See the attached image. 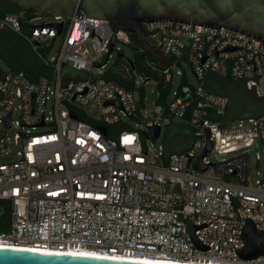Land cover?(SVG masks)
<instances>
[{"label": "built area", "instance_id": "1", "mask_svg": "<svg viewBox=\"0 0 264 264\" xmlns=\"http://www.w3.org/2000/svg\"><path fill=\"white\" fill-rule=\"evenodd\" d=\"M39 17L0 14V29L21 37L41 65L33 78L21 69L0 76V222L6 224L0 243L264 264V253L239 254L248 222L257 234L264 232V151L256 152L250 171V147L264 149V111L230 119V96L208 89L209 74L229 77L264 100V43L224 26L143 22L149 42L137 36L157 58H146L139 71L123 48L145 52L131 33L98 18L36 22ZM110 72H119L125 83ZM149 80L156 81L159 110L146 114ZM166 87L165 100L157 103ZM168 117L189 126L192 139L181 150L166 154L160 144L151 151L147 139L173 123ZM152 124L160 126L158 137L148 128ZM206 129L212 146L200 170L195 162ZM212 150L231 155L213 162Z\"/></svg>", "mask_w": 264, "mask_h": 264}, {"label": "water", "instance_id": "2", "mask_svg": "<svg viewBox=\"0 0 264 264\" xmlns=\"http://www.w3.org/2000/svg\"><path fill=\"white\" fill-rule=\"evenodd\" d=\"M18 12L38 16L89 17L106 20L112 26L148 41L143 22L170 20L218 28L224 26L264 43V0H6ZM60 33L62 23L56 24ZM149 42V41H148ZM189 40L187 43L189 45ZM153 47V46H152ZM188 49V47H187ZM124 55V51H119ZM132 63V61H131ZM188 64H190L188 62ZM72 113V112H71ZM73 114V113H72ZM74 115V114H73ZM9 112L4 117L5 123ZM103 133L106 126L100 125ZM153 137L160 133L159 124L149 125ZM206 144L197 156L195 167L204 170L202 157L211 149L209 131ZM258 143V141H257ZM245 244L239 249L242 258L264 253V232L257 234L251 222L244 228ZM201 247L207 246L200 244ZM0 264H165L120 260L102 256L73 254L40 249L0 246Z\"/></svg>", "mask_w": 264, "mask_h": 264}, {"label": "trees", "instance_id": "3", "mask_svg": "<svg viewBox=\"0 0 264 264\" xmlns=\"http://www.w3.org/2000/svg\"><path fill=\"white\" fill-rule=\"evenodd\" d=\"M7 12L18 13L17 9H15L9 2L6 0H0V14ZM23 15L25 18L31 16L28 14ZM132 37L135 45L142 46L145 49V52L134 51L133 53L137 68L139 71H142L145 59L157 58V56L149 51L136 34H132ZM0 61L6 66L7 70L14 71L21 69L32 78L35 77L37 75L36 73L41 69L39 60L30 50L27 43L17 34L8 29H0ZM2 73L3 70L0 67V76ZM108 77H111L120 83H125L119 72H110L108 73ZM208 78L209 90L227 93L230 96V102L225 113L230 119L244 117L250 114H258L260 112L259 110L264 107V100L256 97L251 90L243 85L242 82L234 81L229 77L214 76L212 74H209ZM167 92V87L161 88V93L157 97L156 102L161 103L164 101ZM187 144L188 143L184 145L165 144V153L167 154L173 150H181Z\"/></svg>", "mask_w": 264, "mask_h": 264}, {"label": "rangeland", "instance_id": "4", "mask_svg": "<svg viewBox=\"0 0 264 264\" xmlns=\"http://www.w3.org/2000/svg\"><path fill=\"white\" fill-rule=\"evenodd\" d=\"M18 14H22L21 12H18ZM52 20V17L49 16H40L39 19L36 20V22H50ZM124 51L125 53L129 56L132 57L133 56V52L131 51V49L129 48V46H124ZM115 53H112V55L110 56L107 64H109L114 58H115ZM0 67L2 68L3 71H5L7 68L6 66L0 61ZM186 72H187V76H188V80L193 83L196 84L195 81V77L189 72V70L187 68H185ZM140 78V77H139ZM177 85V79H175V81L172 83L171 87L172 89H174ZM145 108H144V112H146V114H149L151 111H158L159 107L156 106L155 104V99L157 96V85H156V81H152L149 80L146 84H145ZM171 95H169L168 98H170ZM85 110L88 112V114H90L91 116L97 117L98 118V114L97 112L90 110L88 108H85ZM259 111H264V107L261 108ZM16 111L13 113V118L16 116ZM125 119L127 121H129L132 125H135L136 120L130 117H125ZM235 120H237L238 118H234ZM168 120L172 121L173 123L170 125H162V130H161V134L158 138L156 139H147V143L151 146V151H154L158 148V146L160 144H178V145H184L186 143H189L192 139V135L190 133V128L189 126H181V124L177 123L178 121H181V119L179 117H168ZM137 126L139 124H136ZM176 147V146H175ZM177 148V147H176ZM264 151L262 146H251L250 147V154H251V166H250V171L252 172V170H254V160H255V156H256V152L262 153ZM231 154L230 153H221V152H217L215 150H212L208 153V158L213 161V162H217L218 160L222 159V158H228ZM258 169H262V162L260 161V164L258 166ZM6 224L4 222H0V228H5Z\"/></svg>", "mask_w": 264, "mask_h": 264}, {"label": "bare ground", "instance_id": "5", "mask_svg": "<svg viewBox=\"0 0 264 264\" xmlns=\"http://www.w3.org/2000/svg\"><path fill=\"white\" fill-rule=\"evenodd\" d=\"M0 246L16 247V246L6 245V244H2V243H0ZM18 248L37 249L34 247H29V246H18ZM57 252H59V251H57ZM65 253L86 254V255H93V256L115 258V259H120V260L144 261V262L165 263V264H225V263L213 262V261H211V262H195V261H190V260L169 259V258H158V259L142 258V259H139V258H133V257H128V256H119V255L109 256V255H103V254L95 253V252H92L89 250L67 251Z\"/></svg>", "mask_w": 264, "mask_h": 264}]
</instances>
